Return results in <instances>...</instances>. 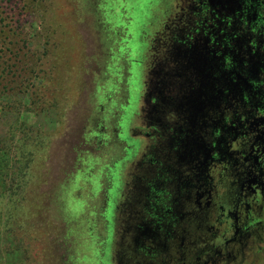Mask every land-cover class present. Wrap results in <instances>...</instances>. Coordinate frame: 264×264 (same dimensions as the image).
<instances>
[{"label": "rangeland", "instance_id": "374dc122", "mask_svg": "<svg viewBox=\"0 0 264 264\" xmlns=\"http://www.w3.org/2000/svg\"><path fill=\"white\" fill-rule=\"evenodd\" d=\"M25 1L0 0V264H113L175 158L193 77L173 48L186 16L162 0Z\"/></svg>", "mask_w": 264, "mask_h": 264}, {"label": "flooded vegetation", "instance_id": "af4514ba", "mask_svg": "<svg viewBox=\"0 0 264 264\" xmlns=\"http://www.w3.org/2000/svg\"><path fill=\"white\" fill-rule=\"evenodd\" d=\"M161 3L186 16L173 48L192 88L175 107V158L147 184L120 234L128 257L122 247L113 264H264V0Z\"/></svg>", "mask_w": 264, "mask_h": 264}, {"label": "trees", "instance_id": "16d2710c", "mask_svg": "<svg viewBox=\"0 0 264 264\" xmlns=\"http://www.w3.org/2000/svg\"><path fill=\"white\" fill-rule=\"evenodd\" d=\"M30 1L33 2V0H28V1H25V3L31 4L32 2H30ZM12 34H14L13 31H12ZM8 71H10V70L8 69ZM28 86L29 87H32L33 86V83H29ZM23 89H26V87L23 88ZM9 92L10 91H8V93ZM26 94H27V90H26ZM16 160H17V163L15 165V169L13 170V175H14V178L15 179H14V181L11 184V191H14L12 193L14 195L16 194V192H18V189L20 188V185H21V180L24 177V171H23V168H24V166H23V164H24L23 163V154H21L20 156L17 155V159ZM27 160H29V159H27ZM7 163H8V153L6 151H3V153H2V151L0 150V177L4 173V170H6ZM15 204H16V201L14 202V206H15ZM1 205H2V202L0 200V206ZM14 206H13V208H14Z\"/></svg>", "mask_w": 264, "mask_h": 264}, {"label": "snow or ice", "instance_id": "6c2138e0", "mask_svg": "<svg viewBox=\"0 0 264 264\" xmlns=\"http://www.w3.org/2000/svg\"><path fill=\"white\" fill-rule=\"evenodd\" d=\"M132 2L148 4L151 2V0H132Z\"/></svg>", "mask_w": 264, "mask_h": 264}]
</instances>
